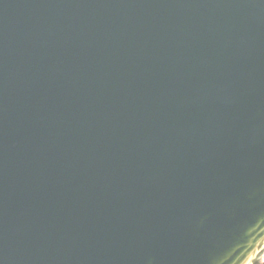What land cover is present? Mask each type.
I'll list each match as a JSON object with an SVG mask.
<instances>
[{
	"label": "water",
	"instance_id": "obj_1",
	"mask_svg": "<svg viewBox=\"0 0 264 264\" xmlns=\"http://www.w3.org/2000/svg\"><path fill=\"white\" fill-rule=\"evenodd\" d=\"M264 0H0V264H264Z\"/></svg>",
	"mask_w": 264,
	"mask_h": 264
},
{
	"label": "rangeland",
	"instance_id": "obj_2",
	"mask_svg": "<svg viewBox=\"0 0 264 264\" xmlns=\"http://www.w3.org/2000/svg\"><path fill=\"white\" fill-rule=\"evenodd\" d=\"M260 261H263L264 262V251L261 254Z\"/></svg>",
	"mask_w": 264,
	"mask_h": 264
},
{
	"label": "bare ground",
	"instance_id": "obj_3",
	"mask_svg": "<svg viewBox=\"0 0 264 264\" xmlns=\"http://www.w3.org/2000/svg\"><path fill=\"white\" fill-rule=\"evenodd\" d=\"M261 262V261H260Z\"/></svg>",
	"mask_w": 264,
	"mask_h": 264
}]
</instances>
